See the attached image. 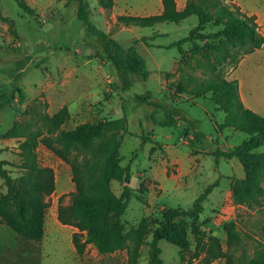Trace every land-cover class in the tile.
Masks as SVG:
<instances>
[{"label": "rangeland", "instance_id": "rangeland-1", "mask_svg": "<svg viewBox=\"0 0 264 264\" xmlns=\"http://www.w3.org/2000/svg\"><path fill=\"white\" fill-rule=\"evenodd\" d=\"M26 1L33 13L24 10L17 0H0V158L8 161L5 167L18 178L28 173L20 166L29 151H23L21 143L36 141L32 152L37 162L54 169L56 188L49 196L42 240L19 236L0 223V264H151L148 241L162 219L163 209L191 208L207 185L217 179L219 183L204 200L200 214L201 245H209L214 236L228 252L226 224L235 220L240 231L235 254H253L260 247L264 192L260 195L263 207L237 202L232 185L245 177L243 164L237 157L215 154L218 148L232 149L249 135L221 126L225 113L203 86L209 80L234 79L232 73L245 53L224 36H213L206 42L186 41L179 49L173 43L199 23L198 14L178 22L134 26L120 22L118 16L156 13L159 9L155 3L152 10H147L140 0H114L110 8L102 6L100 0H88L93 25L124 45L139 39L136 44L151 71L147 79L138 73H118L102 38L90 33L78 17V0ZM218 1L256 14L264 30V0ZM176 2L183 9L188 0ZM220 27L211 18L205 32H216ZM86 88L92 96L86 99L88 108L81 113L73 103ZM62 104L69 111L62 126L65 129L85 121L121 118L122 128L116 132L121 138L120 163L123 167L131 165L133 195L123 215L126 239L113 252L101 253L89 244L79 255L72 242L77 228L58 219L59 198L64 195V201L70 202L76 188L71 163L45 141L55 135L54 121L49 118ZM196 131L202 134L200 139L195 138ZM124 184L114 179L111 189L119 195ZM6 191L0 177V193ZM177 220L188 229V246L182 248L163 239L159 241L161 255L165 264H192L197 242L191 219ZM142 221L147 224L144 243L131 261L130 237ZM224 261L225 257L219 256L210 264ZM193 264L202 261L195 258Z\"/></svg>", "mask_w": 264, "mask_h": 264}, {"label": "trees", "instance_id": "trees-1", "mask_svg": "<svg viewBox=\"0 0 264 264\" xmlns=\"http://www.w3.org/2000/svg\"><path fill=\"white\" fill-rule=\"evenodd\" d=\"M24 10L33 13V8L26 0H17ZM163 10L149 15L123 14L118 20L134 26H154L162 22H178L191 15H199V23L190 32L174 42L181 49L186 41H207L213 36H224L239 47L243 53H249L264 45V31L260 28L256 14H249L234 9L233 6L220 3L218 0H188L183 9L177 7L176 0H162ZM102 6L110 8L114 0H100ZM88 0H78L77 15L83 20L90 33L103 40V47L108 57L115 64L118 73H138L144 79L150 76L146 57L139 51L135 38L129 45L95 27L90 18ZM221 26L216 32H205L210 19ZM144 41L146 39L144 38ZM205 91H211V98L224 111L222 127H232L246 132L249 136L232 149H216V155L227 158L237 157L245 169V177L236 180L232 185L233 195L241 204L262 206L260 195L264 192V115L245 106L239 93V81L234 79L209 80L203 83ZM68 107L63 106L49 119L54 121L55 135L47 137L48 147L73 167L75 190L70 202L59 198L58 219L61 223L77 228L73 232L72 242L79 255L92 244L101 253H110L119 248L125 241L126 221L123 219L133 189L131 165H121L119 148L121 138L117 131L122 128L121 118H105L97 121H85L71 129L63 128L68 116ZM162 124H169L163 121ZM200 139L202 134L194 133ZM147 141L149 137H144ZM36 141L25 140L21 143L23 151L29 150L20 165L28 173L13 177L5 167L8 163L0 158V177L7 191L0 193V223L10 226L19 236L33 240H42L46 234L47 210L49 196L56 188L54 169L36 161L34 148ZM1 152V149H0ZM70 153H73L70 156ZM82 154V158L80 155ZM123 180L125 184L119 195L111 189L112 180ZM219 180L207 185L205 190L194 200L191 208H164L162 219L153 229L152 238L148 241V260L151 264H165L161 255L160 240H167L182 248L188 246V229L178 221L180 217L191 219V231L197 245L190 258L193 264L198 258L202 264H210L215 258L224 256L223 264H264V220L259 227L258 241L260 247L253 254L236 255V246L240 231L235 220L226 224L228 235V252H225L219 240L211 236L209 245H201L200 214L204 209V200L217 186ZM147 224L142 221L133 229L129 247V259L133 261L144 243ZM235 245L234 247H232Z\"/></svg>", "mask_w": 264, "mask_h": 264}, {"label": "crops", "instance_id": "crops-1", "mask_svg": "<svg viewBox=\"0 0 264 264\" xmlns=\"http://www.w3.org/2000/svg\"><path fill=\"white\" fill-rule=\"evenodd\" d=\"M143 4V8L152 10L154 3L158 7L159 13L163 10L162 0H140ZM139 15L154 14L148 13H136ZM264 21V19H263ZM264 31V30H263ZM264 45L261 48H257L252 52L246 53L239 61L236 69L232 73V76L239 81V93L245 106L252 110L264 115ZM85 89V87H83ZM82 97H79L73 106L76 110L83 113L88 108L89 102L86 99H90L92 96L89 89L86 88ZM90 95V96H89ZM65 106L62 104L61 107ZM91 245V244H90Z\"/></svg>", "mask_w": 264, "mask_h": 264}]
</instances>
